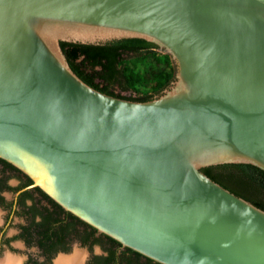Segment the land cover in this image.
<instances>
[{
  "label": "water",
  "instance_id": "1",
  "mask_svg": "<svg viewBox=\"0 0 264 264\" xmlns=\"http://www.w3.org/2000/svg\"><path fill=\"white\" fill-rule=\"evenodd\" d=\"M124 37L172 56L162 95L103 93L61 46ZM0 158L160 263L264 264V211L202 171L264 169V0H0Z\"/></svg>",
  "mask_w": 264,
  "mask_h": 264
},
{
  "label": "trees",
  "instance_id": "2",
  "mask_svg": "<svg viewBox=\"0 0 264 264\" xmlns=\"http://www.w3.org/2000/svg\"><path fill=\"white\" fill-rule=\"evenodd\" d=\"M61 46L74 73L91 87L112 96L149 101L160 96L174 79L173 72L162 69L152 77L157 82L153 93L136 96L124 94L146 83L142 74L132 70L126 73L127 56L144 58L153 55L158 63L171 62L169 54L161 55L157 51L159 46L145 38L124 37L95 43L61 41ZM202 171L264 211V169L261 167L252 163H223L204 167ZM13 178H19L22 183L12 185L10 181ZM32 183L28 175L0 158V207L13 212L14 205L19 206L17 201H6L2 193L9 191L15 194ZM18 199L22 208L14 214L25 222L19 225L21 233L13 238H22L28 245H39L49 258L58 251L69 252L70 243L79 242L91 253L88 264H163L100 233L39 187L22 191ZM28 200L32 203L27 204ZM95 246H99L103 253L95 254Z\"/></svg>",
  "mask_w": 264,
  "mask_h": 264
},
{
  "label": "rangeland",
  "instance_id": "3",
  "mask_svg": "<svg viewBox=\"0 0 264 264\" xmlns=\"http://www.w3.org/2000/svg\"><path fill=\"white\" fill-rule=\"evenodd\" d=\"M157 51L161 55L168 54L165 51L161 50L160 48H158ZM126 62H127V67L125 69L126 73H129V71H131V70L135 71L136 73H140L145 77L146 83L142 84V85H138V86H136L135 89H130L127 92H124V94L136 96V95H146V94L153 93L155 91V87L157 85V82L155 80H153L152 77H153L155 72L160 71L162 69L169 71V72H173V75H174V79L171 81V83L169 84V86L166 89L170 88V86L173 84V82L177 78L176 77L177 65L175 64L172 56H171V62L168 64L164 63V62L158 63L153 55L147 56L144 58L127 56ZM165 90L162 91L161 95L165 92ZM10 183L12 185H17L18 181L16 179H12L10 181ZM5 195H6L8 200L12 199V197H13L9 193H5ZM5 215H6V211L3 210L2 208H0V231L5 226ZM24 222H25V220L23 218L14 217L12 224L10 226L6 227V235L8 237L14 235L17 232L19 225L21 223H24ZM13 246H14V250H10V248L8 246L2 247V249L0 251V264H3V260L7 256H12L13 258H15L18 261V264L19 263L22 264V261L25 260L27 257H29L31 255L35 256L38 254V251L36 250V248L27 249L21 243V241H14ZM93 252L95 254H102L103 253V251L101 250V248L99 246H95ZM80 253L83 256V259L85 257V263L84 264H86L88 258L91 256L90 251L88 250L87 247L81 246L79 242H74L72 245V250H71L70 254H68V255L73 254L72 256H74L76 254L80 255ZM59 256L60 255L55 257L53 262L49 263V264H58L56 260L58 259Z\"/></svg>",
  "mask_w": 264,
  "mask_h": 264
},
{
  "label": "flooded vegetation",
  "instance_id": "4",
  "mask_svg": "<svg viewBox=\"0 0 264 264\" xmlns=\"http://www.w3.org/2000/svg\"><path fill=\"white\" fill-rule=\"evenodd\" d=\"M13 179H16V180L18 181V184L22 183V180H20L19 178H13ZM11 180H12V179H11ZM18 184H17V185H18ZM29 186H30V185H29ZM29 186H28V187H29ZM28 187H25V188H23V189L17 191L15 194L12 193V192H9V191H4V192L2 193V195L4 196V198L6 199V201L10 202L11 200L14 199V200L17 201V203H18L19 206H17V205L15 204V205H14L13 212H11V210L8 209V208L0 207V208H2L3 210L6 211V215H5V226H4V227L2 228V230L0 231V251H1L2 247H4V246H8V247L10 248V250H14L13 242H14V241H21V243H22L27 249H30V248H36V250L38 251V254H37V255H35V256L31 255V256L27 257L25 260H23V261H22V264H49V263H52L53 260H54V258L57 257L58 255H60V256L58 257V259H59L60 257H69V256L72 257L73 254H72V255H68V254H70V252H71V250H72V245H73V243H72V244L70 243V248H71V250H70L69 252L58 251L57 253L54 254V256H53L52 258H49L48 254H46V253L44 252V249L41 248L39 245H28V244L25 242V240L22 239V238H16V239L13 238V237H15L16 235H18V234L21 233V229H20L19 227H18L17 232H16L14 235H12V236H10V237H8V236L6 235V227H8V226H10V225L12 224V221H13L14 217H17V216H15L14 212H15L16 210L19 211V210L22 208V205H21L20 200L18 199V196L21 194L22 191H25V190H27V189H33V188H28ZM34 188H35V187H34ZM5 193H9V194H11V195L13 196L12 199L8 200L7 197H6V195H5ZM31 203H32L31 200H28V201H27V204H31ZM21 224H24V223H21ZM9 239H11V240H9ZM80 245H81V244H80ZM89 258H90V257H89ZM89 258H88V260H89ZM58 259H57V260H58ZM57 260H56V261H57ZM88 260H87L86 264H88ZM57 263H58V262H57ZM84 263H85V257H84V259H83V264H84ZM19 264H20V263H19ZM58 264H59V263H58Z\"/></svg>",
  "mask_w": 264,
  "mask_h": 264
},
{
  "label": "bare ground",
  "instance_id": "5",
  "mask_svg": "<svg viewBox=\"0 0 264 264\" xmlns=\"http://www.w3.org/2000/svg\"><path fill=\"white\" fill-rule=\"evenodd\" d=\"M42 28H45L42 26ZM50 28V29H48ZM47 34H56L63 37L68 36H92V35H101V34H109L112 33L110 31L101 30L98 28H88L83 26H72V25H62V24H55L51 25L46 28ZM79 253V252H78ZM57 262L59 264H83V256L78 254L72 257H60ZM3 264H18V261L13 258L12 256H7L3 260Z\"/></svg>",
  "mask_w": 264,
  "mask_h": 264
}]
</instances>
